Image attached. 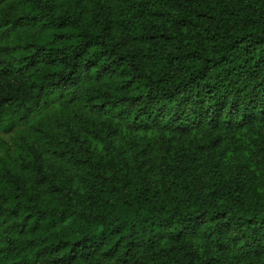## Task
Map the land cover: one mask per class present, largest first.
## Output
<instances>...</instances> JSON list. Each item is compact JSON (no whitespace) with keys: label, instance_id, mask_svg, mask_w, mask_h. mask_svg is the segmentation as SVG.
Instances as JSON below:
<instances>
[{"label":"trees","instance_id":"obj_1","mask_svg":"<svg viewBox=\"0 0 264 264\" xmlns=\"http://www.w3.org/2000/svg\"><path fill=\"white\" fill-rule=\"evenodd\" d=\"M18 127L0 264H264V0H0Z\"/></svg>","mask_w":264,"mask_h":264},{"label":"rangeland","instance_id":"obj_2","mask_svg":"<svg viewBox=\"0 0 264 264\" xmlns=\"http://www.w3.org/2000/svg\"><path fill=\"white\" fill-rule=\"evenodd\" d=\"M93 121H96L97 116H93ZM22 127H18L15 129L3 130L0 129V160H3L5 163H12L13 150L15 148V138L16 133L23 131ZM200 130L196 128V130L190 131H177L170 129H160L157 130L154 137L153 142L154 146H166V145H182L186 146L188 142L191 140V137L195 134H199ZM132 135V130L128 128H121L117 134L112 138V141L117 144L123 138ZM261 192V201L264 202V188L260 189ZM192 248L198 252L199 257L202 259H209L211 257L210 250L202 244V242L192 240L191 241ZM264 257V254H263ZM104 264H116L113 260L107 261ZM236 264H244L241 262H237Z\"/></svg>","mask_w":264,"mask_h":264}]
</instances>
